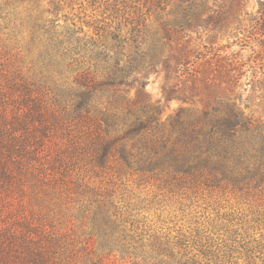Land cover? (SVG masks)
I'll use <instances>...</instances> for the list:
<instances>
[{
	"label": "trees",
	"instance_id": "1",
	"mask_svg": "<svg viewBox=\"0 0 264 264\" xmlns=\"http://www.w3.org/2000/svg\"><path fill=\"white\" fill-rule=\"evenodd\" d=\"M245 5L0 0V264H264V114L245 112L264 101V0L256 18ZM200 29L236 41L193 47ZM152 74L166 102L202 107L161 121ZM107 170L175 210L150 220L90 189Z\"/></svg>",
	"mask_w": 264,
	"mask_h": 264
},
{
	"label": "rangeland",
	"instance_id": "2",
	"mask_svg": "<svg viewBox=\"0 0 264 264\" xmlns=\"http://www.w3.org/2000/svg\"><path fill=\"white\" fill-rule=\"evenodd\" d=\"M262 0H246L245 11L252 17H257V12L259 9V3ZM243 16V15H242ZM244 18V16H243ZM86 30V29H85ZM6 32V31H5ZM4 31H0V39L8 40L7 37L4 35ZM227 37H231L228 40ZM241 37V36H239ZM191 40L193 47H201L202 45H207L209 43H213L215 46L217 45H228L233 44V41H236V34H232L230 32L224 33L223 35H218L212 33L207 30H197L191 33ZM9 44L7 46L14 47V43L12 41H8ZM16 47V46H15ZM229 52H240L241 55L246 58L251 54L250 47H246L242 49L239 45L232 46ZM12 53H16L14 50ZM248 76V75H247ZM248 83L247 77H244L240 82V88H237V94L244 95V102L251 96L252 93L244 92V90L248 91L249 86L246 84ZM164 85L163 75H150L148 86H147V93L150 95L151 102L153 105H156L158 101H161L162 107H164V112L161 116V121H165L170 117H174L178 111L181 109H191L194 107L200 108L202 105L195 101L196 103L191 102H182L179 100H172L166 102L163 99L162 88ZM135 91L132 90L129 97H133ZM253 99L249 102H245L250 109L245 110L247 114L256 112V116L264 114V101L263 103L259 100L260 94L256 93L252 95ZM241 107H246L244 104ZM87 184L90 189L94 190L98 194H105L110 192H118L124 191L126 195H131L134 199V202H141L144 205L143 214H145L150 220L157 221V216L163 215L164 217L168 216L172 213L173 207L175 205V201L173 199L168 201V199L163 198V193L159 192L157 188V183L154 180H151L146 177L140 178L138 175H129L125 174L122 175L118 172V170H107L103 174H96L90 173L87 177ZM158 194L162 195L159 196ZM228 200V199H227ZM234 203L233 200H230ZM112 260H115L114 257ZM117 264H124L121 263L119 260L116 261ZM131 264V263H127Z\"/></svg>",
	"mask_w": 264,
	"mask_h": 264
}]
</instances>
